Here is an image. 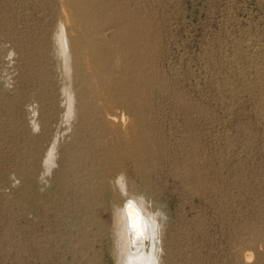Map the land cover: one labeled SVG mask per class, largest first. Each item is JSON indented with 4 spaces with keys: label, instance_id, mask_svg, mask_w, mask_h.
<instances>
[{
    "label": "rangeland",
    "instance_id": "1",
    "mask_svg": "<svg viewBox=\"0 0 264 264\" xmlns=\"http://www.w3.org/2000/svg\"><path fill=\"white\" fill-rule=\"evenodd\" d=\"M92 3L109 20L150 21L148 61L136 72L155 146L143 149L134 165L123 159L122 171L130 191L158 217V264H264V243L257 241L264 237V117L258 112L264 105L256 94L239 91L224 56L230 41L264 34V0ZM59 19V0H0V264H117L116 205L94 192L77 136L60 141L70 150L57 149L62 158L57 155L44 177L52 178L41 175L46 142L34 138L39 125L33 121L45 112L39 88H51L57 105L61 98ZM137 43L143 49V39ZM144 72L149 89L141 83ZM222 78H230L237 95L218 89ZM26 167L37 170L26 178ZM243 255L250 257L245 263Z\"/></svg>",
    "mask_w": 264,
    "mask_h": 264
},
{
    "label": "bare ground",
    "instance_id": "2",
    "mask_svg": "<svg viewBox=\"0 0 264 264\" xmlns=\"http://www.w3.org/2000/svg\"><path fill=\"white\" fill-rule=\"evenodd\" d=\"M59 8L63 20L60 21L59 19L60 26L56 30L55 40H53L57 48V67L60 69L59 76H57L61 80L59 83L61 98L57 105L54 102L53 94L50 93L51 88L49 91L46 87V93L42 88H37L36 96L38 101L42 102L44 108L40 107V109H43L45 112L42 117L33 119L34 124L39 125V133H36L37 137L36 135L33 137L37 141L46 142L45 145L43 144L45 148L42 152L44 153H41L42 157L40 156L41 165L37 163L41 166V169L39 168L41 175L43 178L46 177L52 165L60 160L57 156H61L57 154L58 148L64 151L65 149H69L68 145V148H66L60 141L66 139L69 134L77 136V141L80 144L76 149L80 151L78 153L81 154L84 162H86L81 164H84V168L87 167L85 169H89L88 175L95 178L93 181H96V184L93 182L95 184L94 192L107 194L116 205V227L113 232L118 250L117 264H158L160 250L158 217L146 207L142 195H135L130 191L123 175L124 172L122 171L123 159L127 158V160H131V164H133L132 161L136 164L143 149L152 148V145L155 146L151 140L152 130L147 126L148 115L145 114L143 106L137 97V89L139 87L137 79L139 76L136 71L138 67H142L148 61V54L144 48L150 45V21L147 18L139 19L137 16L135 18L132 17L127 22H120L115 20L116 18L109 20L104 11L98 9L95 4H91V0H59ZM98 22H102L99 29L95 27V24ZM108 28H112L109 33H102L103 30ZM68 36H71V41ZM141 38L144 41V46L143 49L137 50V42ZM230 42L229 46L227 45V51L224 53V56L229 67L232 69L231 71L235 76L233 77L240 83L239 91L245 92L246 95L247 93L256 94L262 105H264V34L256 37H244ZM47 79L51 82L50 77H47ZM140 79L144 87L149 89L150 76L148 72H144ZM229 79L222 78L218 80V89L233 97V95H237L233 94L235 93L234 90L237 89H233L235 84L233 83L234 85L232 86ZM146 89H143V91L146 92ZM54 109L58 112L56 114L58 118L54 119L57 120L55 127L52 125ZM259 111L260 116L264 117V106L260 107ZM34 124L33 126H35ZM47 134H50V137H46ZM177 141L175 142L177 143ZM71 143L66 142V144ZM32 145L34 144L32 143ZM72 145L71 147H73ZM34 146L38 147V145ZM38 149L41 148L39 147ZM80 154L78 155L79 157ZM75 156L77 159V155ZM143 156L145 157V155ZM65 160H68L67 157H65ZM64 161L63 163H65ZM69 161L71 162V160ZM59 167L65 169L63 168V164L61 166L58 165ZM137 167L140 168L139 165ZM22 168L24 169V167ZM31 169L26 167V175L23 174V176H28L26 178H29L37 170V168L34 171ZM22 170L21 172H23ZM78 174L80 175V173ZM49 178L52 177H48L47 180ZM79 178L81 177L79 176ZM65 179L66 177H64ZM57 180L55 181L57 182ZM61 180L64 181L63 178ZM74 180L77 183L78 180ZM65 181L68 180L66 179ZM81 186L78 185L80 190L83 187ZM87 188L90 189L88 186ZM87 191L85 190L82 193ZM257 241L264 243V237H258ZM248 257L247 255H243L242 262H247Z\"/></svg>",
    "mask_w": 264,
    "mask_h": 264
}]
</instances>
